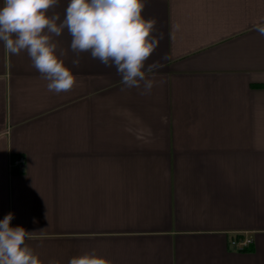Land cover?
<instances>
[{
	"label": "crops",
	"instance_id": "crops-1",
	"mask_svg": "<svg viewBox=\"0 0 264 264\" xmlns=\"http://www.w3.org/2000/svg\"><path fill=\"white\" fill-rule=\"evenodd\" d=\"M145 5L163 33L147 94L89 53L73 65L67 30L68 92L0 42V220L14 214L42 264L92 250L109 264H264V0Z\"/></svg>",
	"mask_w": 264,
	"mask_h": 264
},
{
	"label": "clouds",
	"instance_id": "clouds-1",
	"mask_svg": "<svg viewBox=\"0 0 264 264\" xmlns=\"http://www.w3.org/2000/svg\"><path fill=\"white\" fill-rule=\"evenodd\" d=\"M60 0H3L0 6V42L7 53L18 55L26 51L33 66L49 81L50 92L70 91L76 77L57 54L56 38L65 30L71 37L69 48L77 59L89 53L105 67L116 69L125 89H141L147 94L162 64L146 61L154 54L163 39L154 34L156 19H145L142 12L145 0H68L63 18L52 10ZM51 13V14H50ZM176 30L179 25L174 26ZM256 30L264 36V23ZM14 214L9 212L0 220V264H42L38 255L25 243L30 232L12 227ZM33 223H36L33 220ZM49 264H58L50 261ZM68 264H109L95 250L72 257Z\"/></svg>",
	"mask_w": 264,
	"mask_h": 264
},
{
	"label": "built area",
	"instance_id": "built-area-1",
	"mask_svg": "<svg viewBox=\"0 0 264 264\" xmlns=\"http://www.w3.org/2000/svg\"><path fill=\"white\" fill-rule=\"evenodd\" d=\"M26 164V159L24 156H13L10 161V167L14 170H21ZM233 244L239 245L241 248H246L252 244L253 239L250 237H244L243 239H233Z\"/></svg>",
	"mask_w": 264,
	"mask_h": 264
}]
</instances>
